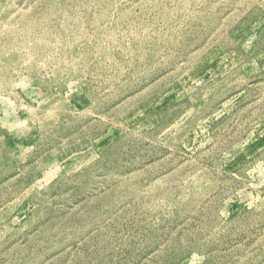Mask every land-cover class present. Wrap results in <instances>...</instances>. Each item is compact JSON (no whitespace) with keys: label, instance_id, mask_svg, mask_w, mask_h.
Wrapping results in <instances>:
<instances>
[{"label":"rangeland","instance_id":"1","mask_svg":"<svg viewBox=\"0 0 264 264\" xmlns=\"http://www.w3.org/2000/svg\"><path fill=\"white\" fill-rule=\"evenodd\" d=\"M0 264H264V0H0Z\"/></svg>","mask_w":264,"mask_h":264}]
</instances>
